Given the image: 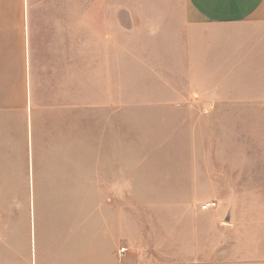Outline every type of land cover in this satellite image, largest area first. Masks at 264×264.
Segmentation results:
<instances>
[{
    "label": "crops",
    "instance_id": "1",
    "mask_svg": "<svg viewBox=\"0 0 264 264\" xmlns=\"http://www.w3.org/2000/svg\"><path fill=\"white\" fill-rule=\"evenodd\" d=\"M69 3L74 7L69 9ZM41 4L54 5L40 9ZM248 21L256 26L257 32H250L252 36L244 31L240 35L230 33L234 26ZM261 26H264V0H0V163H5L6 168L12 164L22 167L0 170V195H72L77 189L92 188L94 201L90 214L81 213L79 219L75 211L81 210V206L74 207L72 203H55L53 208L44 203L37 206L35 217L41 224L42 237L46 238L51 223L55 227L54 235L46 238L53 239L56 245L55 264H115L117 259L115 204L110 198L116 192L117 179L115 105L100 108L91 115L101 135L93 143L95 153L87 160L92 163L90 172L68 169L69 164L83 163L82 155L38 156L35 151L37 145H71V132H75L76 146L81 145L85 122L83 36H92L93 75L109 86L116 81V36H125L124 51L133 49L134 36H154V44L145 48L141 41L140 50L154 49L160 58L158 52L171 50L172 67L188 68L189 72L197 65L200 32L211 38L219 37L223 44L240 41L246 45L250 40L257 44L258 40L249 60L253 63L264 60ZM168 42L170 46H166ZM207 47L212 46L205 42L202 48ZM100 68L106 74L102 80ZM192 95L182 97L192 99ZM212 97L215 99L211 109L259 113V96L225 93ZM219 130L224 132L228 126L221 124ZM220 146L214 158H205L208 166L204 167V181L185 182V177L173 180L171 176H162V170L152 164L157 165L158 161L143 158L140 162L148 164L147 184L158 190L163 179L164 185L169 184L165 187H170L175 195L202 194L206 196L203 202L218 200L215 208L207 210L192 203L175 202L171 209L172 227L190 225L196 235L221 229L231 236L221 239L223 243H264V154H245L227 138L220 139ZM231 146L234 147L230 149ZM171 157H167L168 163L184 161ZM39 163L44 164L42 170L36 169ZM143 171L141 166V181ZM86 178L91 179V184L84 183ZM77 179L78 182L73 181ZM128 180L124 177L125 187L130 188ZM197 184L203 185V190L197 192ZM104 195L109 196V201ZM4 207L0 204V221L5 217L1 213ZM6 207L17 209L13 203ZM50 210L63 211L57 226L56 217L51 220L55 215ZM189 212L202 223H208V230H199L195 221L189 223ZM15 218L12 214L7 219ZM122 226L126 232V224ZM9 246L12 253L1 255L0 264L53 263L51 259L38 263L31 246L29 255L20 246Z\"/></svg>",
    "mask_w": 264,
    "mask_h": 264
},
{
    "label": "rangeland",
    "instance_id": "2",
    "mask_svg": "<svg viewBox=\"0 0 264 264\" xmlns=\"http://www.w3.org/2000/svg\"><path fill=\"white\" fill-rule=\"evenodd\" d=\"M52 5L54 4H41L39 7L48 9ZM68 6L71 9L74 4L69 3ZM261 27L263 33L260 35V43L264 49V26ZM234 28L230 33L235 35L244 31L252 36L251 31L257 32L255 24L250 21ZM203 33L197 35V65L189 72L188 68L172 67L171 50L158 52L161 58L156 57L154 49L140 50L141 41L147 48L148 45L154 44V36H134L135 39L131 43L133 49L130 51L122 49L125 36H116V81L114 85L109 86L98 81V77L93 75L92 36L84 35L85 122L81 145L76 146L75 132H71L69 135L73 140H69V146L35 147L38 156L53 153L82 155L84 162L69 164L68 169L90 172L92 163L87 160L95 153L93 143L101 135L93 125L95 117L91 115L100 108L115 105L117 179L116 192L110 196L116 213L115 264H264V243H223L221 239L226 238L227 232L221 229H214L208 235H196L190 225L182 228L172 227L171 209L175 202L192 203L200 208L206 196L175 195L170 187H165L169 184L164 185L163 179L160 189L149 187L146 171L148 164L140 162L143 158L154 159L159 163L152 164L163 171L162 176H171L173 180L185 177V182H197L204 181V167L208 166L205 158L210 160L219 152L220 139L227 138L232 144L236 143L237 149L245 154H264V60L254 63L249 60L251 49L258 44V40L255 41L257 44L251 40L244 42L246 45L240 41L223 44L220 43L219 37L211 38ZM205 42L212 47L202 48ZM166 46H170V42ZM99 78H106L102 68ZM187 93H193V98L182 97ZM225 93L259 96V113L246 114L227 112V109H211V102L215 99L212 96ZM113 94L116 95L115 99L112 98ZM155 108L158 110L155 111ZM221 124L227 125L228 130L221 132ZM168 156L184 161L168 163ZM6 166L5 163H0V170L22 169L17 164L8 165L9 168ZM141 166L144 168L143 181L140 178ZM43 167L44 164H36V169L42 170ZM126 176L128 181H131L130 188L125 187ZM87 182L91 184V179H84V183ZM195 190H203V185L198 187L197 184ZM76 191L72 195H0V204L5 206L1 211L5 217L0 221V256L10 255L12 251H9V244H15L28 255L30 246L31 249L33 247L38 263L43 259H51L52 264L57 263L58 261L53 260L56 248L54 240H46L49 235H54L55 227L51 223L47 227L46 238L42 237L41 224L37 216L35 217V211L37 206L43 203L51 204L52 208L55 203H72L74 207L81 206V210L75 211L77 219L81 213L84 216L90 214L94 201L92 188L84 187ZM104 198L108 200L109 196L104 195ZM210 201L216 202L215 207L217 206L218 200L211 198ZM9 203L17 205V209L13 211L6 207ZM49 213L55 215L51 220L56 217L57 226L63 211L50 210ZM12 214L16 215V218L7 219ZM187 220L189 223H198L201 231H207L209 228L208 223H202L201 219L192 217L191 212L188 213ZM122 223L126 224V232L123 231ZM221 226L224 224L221 223ZM227 237H231L229 233ZM123 255L126 258H123ZM256 255H259V258H256ZM29 264L37 263L31 261Z\"/></svg>",
    "mask_w": 264,
    "mask_h": 264
},
{
    "label": "built area",
    "instance_id": "3",
    "mask_svg": "<svg viewBox=\"0 0 264 264\" xmlns=\"http://www.w3.org/2000/svg\"><path fill=\"white\" fill-rule=\"evenodd\" d=\"M215 205H216V202H214V201L204 202L203 204H201L200 209L201 210H207L210 208H214Z\"/></svg>",
    "mask_w": 264,
    "mask_h": 264
}]
</instances>
